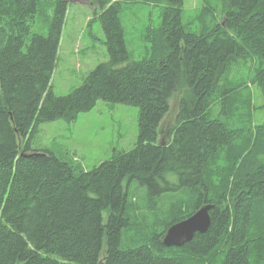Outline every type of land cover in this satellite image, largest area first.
<instances>
[{"label": "trees", "instance_id": "obj_1", "mask_svg": "<svg viewBox=\"0 0 264 264\" xmlns=\"http://www.w3.org/2000/svg\"><path fill=\"white\" fill-rule=\"evenodd\" d=\"M69 1L0 0V264H264V120L253 123L250 90L264 98V0L205 3L197 32L183 25V0H84L108 61L55 96ZM128 4L161 7L135 60ZM38 21L46 35L32 31ZM247 61L258 64L244 76ZM100 101L139 109L133 149L88 171L31 147L41 124L74 122ZM203 205L208 231L165 247L166 231Z\"/></svg>", "mask_w": 264, "mask_h": 264}, {"label": "rangeland", "instance_id": "obj_2", "mask_svg": "<svg viewBox=\"0 0 264 264\" xmlns=\"http://www.w3.org/2000/svg\"><path fill=\"white\" fill-rule=\"evenodd\" d=\"M222 1L183 0V25L190 23V31L197 32L202 26L197 15L205 3L215 7L218 12ZM160 16V6H124L120 19L131 59L141 57V37L143 34L152 36L150 30L160 24ZM220 21L221 17L218 18V22ZM32 31L46 35L47 26L38 21ZM105 39L101 25L88 3L84 0H70L50 83L55 96L69 94L81 85L83 79L97 65L108 61ZM257 64L255 61H247L239 69V73L249 76ZM250 90L254 107L253 123L260 124L264 120V98L256 87L251 86ZM180 91L170 102V111L159 130L160 135L165 133V127L168 128L166 125L173 124L182 95ZM138 118L139 109L136 107L100 101L89 112L80 114L74 122L58 120L41 124L33 136L31 147L47 150L63 161L74 160L90 171L101 162L111 159L115 153L134 148L138 138Z\"/></svg>", "mask_w": 264, "mask_h": 264}, {"label": "water", "instance_id": "obj_3", "mask_svg": "<svg viewBox=\"0 0 264 264\" xmlns=\"http://www.w3.org/2000/svg\"><path fill=\"white\" fill-rule=\"evenodd\" d=\"M211 205H203L190 217L172 225L165 233L162 244L165 247H181L191 241L195 234H204L211 224Z\"/></svg>", "mask_w": 264, "mask_h": 264}, {"label": "bare ground", "instance_id": "obj_4", "mask_svg": "<svg viewBox=\"0 0 264 264\" xmlns=\"http://www.w3.org/2000/svg\"><path fill=\"white\" fill-rule=\"evenodd\" d=\"M224 1V0H223ZM225 5V4H224ZM204 12V11H203ZM222 12H223V10H222ZM211 16V15H210ZM197 20V19H196ZM200 20V19H199ZM215 21V20H214ZM196 22H198V21H196ZM197 24V23H196ZM212 26V25H211ZM214 27V26H213ZM205 34V33H204ZM200 35V34H199ZM247 82V81H246ZM21 157H24L23 156V154H21Z\"/></svg>", "mask_w": 264, "mask_h": 264}]
</instances>
